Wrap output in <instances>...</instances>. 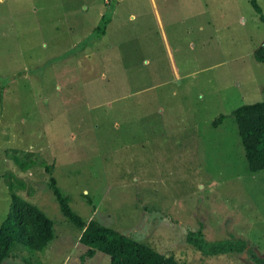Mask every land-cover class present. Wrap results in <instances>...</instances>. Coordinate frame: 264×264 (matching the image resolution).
<instances>
[{
  "label": "rangeland",
  "instance_id": "rangeland-1",
  "mask_svg": "<svg viewBox=\"0 0 264 264\" xmlns=\"http://www.w3.org/2000/svg\"><path fill=\"white\" fill-rule=\"evenodd\" d=\"M263 45L250 0H0V229L11 181L55 230L43 250L18 245L3 264L32 254L110 264L102 252L82 260L83 229L51 175L87 222L181 264H258L246 251L202 252L187 241L201 227L209 242L242 238L264 259V170L249 169L232 115L264 99ZM11 154L38 164L22 170Z\"/></svg>",
  "mask_w": 264,
  "mask_h": 264
},
{
  "label": "trees",
  "instance_id": "trees-1",
  "mask_svg": "<svg viewBox=\"0 0 264 264\" xmlns=\"http://www.w3.org/2000/svg\"><path fill=\"white\" fill-rule=\"evenodd\" d=\"M255 11L264 20V13L258 0H250ZM111 17L103 14L95 33L98 38L105 35ZM256 59L264 62V45L256 51ZM232 115L235 117L240 138L243 143L249 169L258 172L264 169V99L262 101L243 104L236 108ZM227 118L221 114L213 121L219 126ZM11 158L22 169L28 170L38 164L36 159L26 160L18 154H11ZM45 165V164H42ZM48 169L51 167L45 165ZM12 192L11 205L6 219L0 229V264L9 258L18 245H23L32 252L43 250L53 240L54 222L37 205L32 204L16 193V185L8 181ZM19 186H25L20 181ZM49 187L52 189L63 214L79 228L83 229L80 242L88 247L82 260L94 257L102 252L111 257L110 264H181L172 257H167L153 248L123 234L104 226L92 219L87 222L70 207V199L59 189L57 179L51 175ZM187 241L206 254L236 252L241 253L248 247V242L242 238L232 241L220 240L209 242L201 227L196 231H189ZM251 258L258 264H264V259L255 255L248 249ZM35 254L25 257L27 264H42L33 260Z\"/></svg>",
  "mask_w": 264,
  "mask_h": 264
},
{
  "label": "crops",
  "instance_id": "crops-1",
  "mask_svg": "<svg viewBox=\"0 0 264 264\" xmlns=\"http://www.w3.org/2000/svg\"><path fill=\"white\" fill-rule=\"evenodd\" d=\"M108 2H110V1H108ZM102 16H103V15H102ZM261 20H262V19H261ZM100 21H101V20H100ZM100 21H99V23H100ZM112 21H113V18H112ZM263 21H264V20H263ZM108 26H109V25H108ZM107 28H108V27H107ZM95 30H96V29H95ZM106 32H107V30H106ZM105 34H106V33H105ZM263 170H264V169H263ZM260 171H262V170H260ZM258 172H259V171H258ZM248 244H249V243H248ZM249 248H251V247H250V244L248 245V247H247L243 252H245V251H246V252H249V251H248ZM251 249H252V248H251ZM241 253H242V252H241Z\"/></svg>",
  "mask_w": 264,
  "mask_h": 264
}]
</instances>
